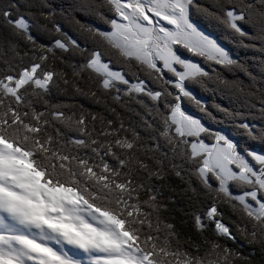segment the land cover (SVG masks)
<instances>
[{"label": "snow or ice", "instance_id": "snow-or-ice-1", "mask_svg": "<svg viewBox=\"0 0 264 264\" xmlns=\"http://www.w3.org/2000/svg\"><path fill=\"white\" fill-rule=\"evenodd\" d=\"M0 264H264V0H0Z\"/></svg>", "mask_w": 264, "mask_h": 264}, {"label": "trees", "instance_id": "trees-1", "mask_svg": "<svg viewBox=\"0 0 264 264\" xmlns=\"http://www.w3.org/2000/svg\"><path fill=\"white\" fill-rule=\"evenodd\" d=\"M229 47H231L230 45H229ZM234 52L235 51H237V49H235V48H233L232 49ZM239 52H240V55L241 56H252V55H256L257 57H259V54H254V53H251V52H248V53H245L242 49L241 50H239ZM256 71L258 72V65L256 66ZM243 78V77H242ZM203 95V98L205 99V100H207L208 102L210 101V104L215 100V98H217V96L215 95H213V94H211V93H204V94H202ZM227 102H228V100L227 99H225ZM229 103V102H228ZM228 106V105H227ZM215 115H217V116H219L220 114L219 113H214Z\"/></svg>", "mask_w": 264, "mask_h": 264}, {"label": "rangeland", "instance_id": "rangeland-1", "mask_svg": "<svg viewBox=\"0 0 264 264\" xmlns=\"http://www.w3.org/2000/svg\"><path fill=\"white\" fill-rule=\"evenodd\" d=\"M216 96H217V98H215V100H214L216 103H220V104H223L225 106L228 105V102L225 100V98H223L219 95H216ZM209 103H210V101H209Z\"/></svg>", "mask_w": 264, "mask_h": 264}]
</instances>
